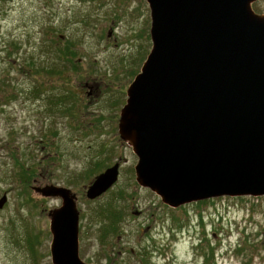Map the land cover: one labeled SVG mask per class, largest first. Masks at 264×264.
<instances>
[{"label": "rangeland", "instance_id": "374dc122", "mask_svg": "<svg viewBox=\"0 0 264 264\" xmlns=\"http://www.w3.org/2000/svg\"><path fill=\"white\" fill-rule=\"evenodd\" d=\"M253 9L264 14V0ZM150 30L146 0H0V198L9 194L0 264H53L50 225L63 202L52 188L76 197L86 263L264 264V197L171 208L136 182L119 120ZM116 163L117 184L88 200L87 187ZM109 208L122 219L102 241Z\"/></svg>", "mask_w": 264, "mask_h": 264}, {"label": "water", "instance_id": "95a60500", "mask_svg": "<svg viewBox=\"0 0 264 264\" xmlns=\"http://www.w3.org/2000/svg\"><path fill=\"white\" fill-rule=\"evenodd\" d=\"M152 49L127 89L119 135L138 158L136 182L171 208L264 197V14L259 0H146ZM99 174L97 200L120 176ZM45 192V191H43ZM52 215L53 264L80 258L79 211L66 188ZM2 203L0 204V208Z\"/></svg>", "mask_w": 264, "mask_h": 264}, {"label": "trees", "instance_id": "16d2710c", "mask_svg": "<svg viewBox=\"0 0 264 264\" xmlns=\"http://www.w3.org/2000/svg\"><path fill=\"white\" fill-rule=\"evenodd\" d=\"M67 45H68V48L61 49V50L59 48L56 49L57 55L59 56V58H58L59 60H61V59L63 60L64 58H67L68 57V55L66 56V53L69 50H71L70 49L71 48V45H69V44H67ZM73 53H74L73 51L72 52H69V54H71V55H73ZM55 67L56 68H53L52 69V73L61 75L62 72L59 70V68L57 66H55ZM65 98L66 97L60 98V99L58 98L56 100V102H58V101L59 102H63V101H65ZM68 98L70 100V97H68ZM63 103H65V102H63ZM100 214L102 216V219H105L106 220V218H107L108 220H110V224L104 226L102 228V230H101V237H102L101 240L103 241L104 239H106V237L108 235H110L111 233H115L117 231V228H118L117 227V224L121 221L122 218H121V215H118L113 208H109L106 211L105 210H102V211H100Z\"/></svg>", "mask_w": 264, "mask_h": 264}, {"label": "flooded vegetation", "instance_id": "af4514ba", "mask_svg": "<svg viewBox=\"0 0 264 264\" xmlns=\"http://www.w3.org/2000/svg\"><path fill=\"white\" fill-rule=\"evenodd\" d=\"M2 142H0V156H1V152H2ZM0 159H1V157H0ZM7 160V159H6ZM5 164H6V162H5ZM28 180V179H27ZM34 181H36V180H34ZM61 201H63L62 200V198H60V197H58ZM2 203V206H1V208H0V218L1 217H3L2 216V213L5 211V209H6V207H8L7 205H8V203H9V194H8V192H5L4 193V195L0 198V204Z\"/></svg>", "mask_w": 264, "mask_h": 264}]
</instances>
